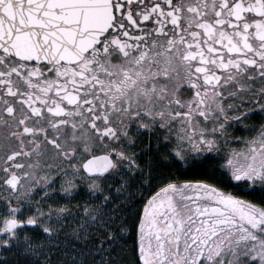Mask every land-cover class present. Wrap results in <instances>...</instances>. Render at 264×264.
<instances>
[{"label": "snow or ice", "instance_id": "6c2138e0", "mask_svg": "<svg viewBox=\"0 0 264 264\" xmlns=\"http://www.w3.org/2000/svg\"><path fill=\"white\" fill-rule=\"evenodd\" d=\"M0 264H264V0H0Z\"/></svg>", "mask_w": 264, "mask_h": 264}, {"label": "flooded vegetation", "instance_id": "af4514ba", "mask_svg": "<svg viewBox=\"0 0 264 264\" xmlns=\"http://www.w3.org/2000/svg\"><path fill=\"white\" fill-rule=\"evenodd\" d=\"M237 135H243V133L241 132H238ZM181 179H184V178H191L190 176H184V175H181L180 177ZM150 194V193H149Z\"/></svg>", "mask_w": 264, "mask_h": 264}, {"label": "trees", "instance_id": "16d2710c", "mask_svg": "<svg viewBox=\"0 0 264 264\" xmlns=\"http://www.w3.org/2000/svg\"><path fill=\"white\" fill-rule=\"evenodd\" d=\"M256 195H258V193H256Z\"/></svg>", "mask_w": 264, "mask_h": 264}]
</instances>
